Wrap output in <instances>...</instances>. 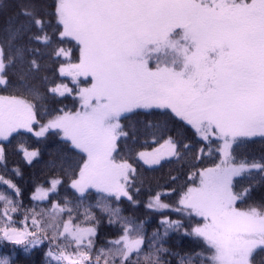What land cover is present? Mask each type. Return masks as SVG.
Instances as JSON below:
<instances>
[{
  "label": "snow or ice",
  "instance_id": "obj_1",
  "mask_svg": "<svg viewBox=\"0 0 264 264\" xmlns=\"http://www.w3.org/2000/svg\"><path fill=\"white\" fill-rule=\"evenodd\" d=\"M0 18V264H264V0Z\"/></svg>",
  "mask_w": 264,
  "mask_h": 264
},
{
  "label": "trees",
  "instance_id": "obj_2",
  "mask_svg": "<svg viewBox=\"0 0 264 264\" xmlns=\"http://www.w3.org/2000/svg\"><path fill=\"white\" fill-rule=\"evenodd\" d=\"M3 27V19L0 18V28ZM78 51L76 52V56L78 58ZM148 150H151L150 148ZM261 150V145L259 144V142H257L256 144H253V145H249L247 146V148H242L241 149V152L242 154H252V153H255V154H259ZM45 160L48 159V156H47V153H45V157H44ZM11 167V165H10ZM29 172H31V169H29ZM163 173L166 175L168 173V168H165L163 170ZM157 175H160V173H157ZM157 220L159 219V217L156 218ZM155 222H153V225H154ZM152 228L149 227L148 231H151ZM27 259H29L32 264H41V253L39 251H36L32 256L30 257H27Z\"/></svg>",
  "mask_w": 264,
  "mask_h": 264
},
{
  "label": "rangeland",
  "instance_id": "obj_3",
  "mask_svg": "<svg viewBox=\"0 0 264 264\" xmlns=\"http://www.w3.org/2000/svg\"><path fill=\"white\" fill-rule=\"evenodd\" d=\"M81 79H83V78H81ZM150 151V150H149Z\"/></svg>",
  "mask_w": 264,
  "mask_h": 264
}]
</instances>
